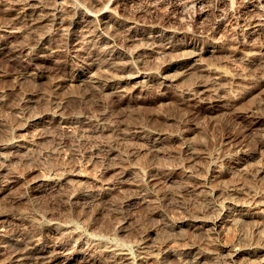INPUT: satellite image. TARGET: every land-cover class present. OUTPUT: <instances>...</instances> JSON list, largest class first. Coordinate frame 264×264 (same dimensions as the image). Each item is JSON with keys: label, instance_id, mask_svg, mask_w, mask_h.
Wrapping results in <instances>:
<instances>
[{"label": "rangeland", "instance_id": "374dc122", "mask_svg": "<svg viewBox=\"0 0 264 264\" xmlns=\"http://www.w3.org/2000/svg\"><path fill=\"white\" fill-rule=\"evenodd\" d=\"M12 1L13 0H0V4L3 5H0V13L3 12V10H8L6 9L8 8L6 7L7 5L9 6L12 4L11 6L13 8L9 6L10 10L22 7L20 4L23 3V0H14L17 2L16 4ZM85 1L87 2L88 0ZM91 1L89 0L87 3ZM203 1V7L195 8L196 10L194 8V10L189 9L185 11L183 16L185 19L183 24L188 28L190 27L189 32L191 35H189V38L195 41L200 40L198 42L202 45V37L209 36L210 38L214 37V39H218L217 37L222 33H233L235 36L239 33V35H241L242 29L238 26V19H244L245 15L239 14L238 16L237 14L234 15L236 16L234 18V16L225 14L226 12L222 10L219 0ZM62 2L63 4L66 3L65 6L67 7H65V9H68V2L66 0ZM129 4L125 6L124 15L126 13L127 16H129L127 18L130 20V17H132L131 21L137 18L135 22L141 21V24H144V21H155L167 24L169 22L176 23L180 17L177 6L170 3L165 4L157 12H149L145 0H134ZM200 8L207 12L205 18L198 17L201 11ZM156 15L158 21L156 20ZM23 19L18 20V25L16 24L18 30L17 34H20V37L16 35L15 39L0 36V38L3 37L0 39V152L8 154L11 151V153H13L9 154L8 157L6 155L7 158L5 154L0 153V160H2L0 161V171L2 170V172L5 173L2 174V172H0V215L6 214L9 210L7 215L12 216L13 219H17L18 216L15 214L14 209L17 208V212L20 210L24 212L25 208H27V211L25 210L26 215L30 216V218H36V216H42L43 209L45 208L44 214L48 213L47 216L49 217L54 214V217H52L53 222L59 221L56 220L58 216H63L62 219L65 217L68 219V216L69 219L75 220L80 225L81 234L83 236L105 235V237L111 241L122 243L135 255H138L142 251V249L139 250L137 247L143 246L144 252L150 255L143 261L136 258L137 261L135 264H213L215 262L225 264L227 262V264H230L235 252L264 247V66L261 65L264 63L263 61H256V64L253 63L249 66V64L243 62L238 56V58L234 56L230 51L223 50L218 55L219 58H214V63L213 61L211 62L214 64V67L218 66L217 68L220 71L231 77L229 82H223L224 85H218L220 88H226L227 91L224 89L223 94V92L218 90L220 88L217 85H213L216 86V88L211 86L213 91H217V96L219 93L220 96L218 99L220 98V100L217 99L219 102L217 100L208 102L205 98H200L199 95H197L198 93H195L193 95L194 97L192 96L189 99L184 96V94L187 89L196 87L197 81H200L198 79L199 73L196 74V72H191L193 75L191 76V74H188V78L187 76L183 78L181 74H176L179 73V71L175 68L170 70V68L175 61H178L179 58L181 59L182 56L179 55L180 53L174 52L176 55L173 54L168 56L170 59H167V56L166 58L163 57L165 53L160 45L150 42V44L153 45L152 48H150L151 51L147 52V54L145 53L146 55L141 53L138 54V56L134 55V58L131 59L126 58L125 55L122 54V59L120 61L129 62V59H131L135 65V68L133 67L135 72H143L146 69L148 72L151 71L162 74L169 69L170 74L176 75L177 80L184 79V81L179 82V80L178 84H181L172 87L171 85L170 87L168 85L165 87V85L154 82L149 89L142 91L130 88L132 91L130 92L131 95L127 92L128 90L120 95H115L114 93L112 95V91L104 89H100L101 91L99 93L98 88L91 90V87H89L87 83L80 80L84 78H80V75L75 72L74 68L77 67L78 61L73 55H70L71 50L69 51V49H71V46L63 35L64 32L62 29L60 30V26L50 21V23L45 22L43 24H38L39 26H37L41 27L38 28L35 24L31 23L30 19ZM0 25H2V23H0ZM19 26L21 28L18 29ZM35 27H37V29ZM19 30L21 31L19 32ZM60 31L63 32V34ZM121 32L122 33L118 31L116 35L119 42L122 41V43L125 44L128 41L127 45L129 43L133 44L129 37L126 38V33L124 35V32ZM138 37L139 36H136V38ZM4 38L8 41H5ZM259 38L260 37L254 39H257L255 44L260 41V44H257L258 46L264 42L262 41L264 40L263 38ZM142 42L143 44L145 43V41L140 40L137 44L140 45ZM131 44L128 46L132 47ZM10 46L12 47L10 48ZM1 48L3 50H1ZM10 49H13V52ZM86 52L87 53H84L85 57H90L91 49ZM118 52L124 53L122 50H118ZM30 56H33L32 59L35 57V59L32 60L29 58ZM174 56H177L178 59L176 57V59L172 61V59L175 58ZM139 59H143V61H141L142 63L136 62L140 61ZM144 65L147 66L145 67ZM148 66H151L150 68H153V70ZM261 66H263V68ZM142 67L143 69L141 70ZM101 69L103 70V68ZM108 70L111 71L112 75L116 72L117 74L115 73L114 76H119L121 73L116 69L112 70L108 68ZM108 70H106L105 67L103 72ZM134 70H126L125 73H121V76L131 74ZM27 73H37L44 78L40 80L41 83L35 81L37 85H34V80L28 79L29 82L26 80L27 77L24 75ZM202 77L204 76L202 75ZM190 78H192L194 83ZM242 78H246V80H244L245 82L243 81L246 84L242 82ZM196 79L198 80L196 81ZM261 79H263V81H261ZM186 80H190L187 81V83L189 82V85H193H190L191 87L188 86V84L185 83ZM80 82L82 84H80ZM78 83L79 85H77ZM222 85L224 87H222ZM85 86L88 88L86 89ZM181 86L182 88L184 87V90L179 88ZM249 90L256 91H252V94ZM228 94L231 98H229ZM118 96L120 97L118 98ZM234 96L239 102L233 99ZM52 97L53 99H51ZM253 97L256 100L253 99ZM225 100L227 101L225 102ZM258 101L261 102L259 106ZM201 102L202 104H200ZM56 103L58 105H56ZM220 103H223V106ZM47 104L50 105V107H47ZM43 106H46V108H43ZM58 106L63 107L59 109H61L62 117L65 119H61L62 121L60 119L52 121L50 117L51 112H56ZM259 107L263 112L257 109ZM45 109L50 112H47ZM259 110L261 112H259ZM251 113L253 115H251ZM254 113L258 115H254ZM130 114L132 116H130ZM36 116L40 117L44 122L40 125L34 124L37 119H40ZM46 118L49 119L47 126L45 122L47 121ZM37 126L42 127L40 128ZM4 129H6V131ZM7 130H9L8 132L10 133H8ZM5 136L10 137V140L16 138L17 141H20L19 143H22V145H19V150H17L18 148H9L8 150L3 148L5 147L3 144L9 142V138L7 137L8 139H6ZM171 137L175 138H172V142L168 143L170 141H168V138L171 139ZM5 139L7 141H4ZM163 142H166V144ZM158 146L160 151L157 150ZM12 150L19 154L15 156ZM2 155L4 156L1 157ZM247 163H249V165ZM3 166H5L6 169ZM238 167L240 169H237ZM156 168H158L157 170H160L161 173L158 172ZM159 168L165 169V172L161 171L162 169ZM75 170H80V172L88 177L86 178L87 182L85 180V183L81 182L83 186L81 184L79 185L81 189L79 192V186L73 185L75 188L78 186L76 188L78 193H82V195L81 193H77L76 195L77 199L81 202L76 200V202L81 204L78 205V203H76L75 206H78L77 208L69 204L66 198L67 194H69L73 188L71 186L72 184L59 185L43 193H35V190L32 189L31 183L35 182L34 180L41 176L51 175V177H53L56 176V174L59 175L62 173L61 175H63L64 172L65 174H67V172L68 174L71 172L77 173L74 172ZM137 170L138 173L134 174ZM218 170L220 173L218 174L219 176L217 175ZM120 172L123 173L121 174ZM188 172H192L193 176L199 178L200 181H195V184L194 180L196 179L192 180L188 178ZM222 172H224V174ZM228 172L230 175L226 174ZM232 172L235 173L233 174ZM166 173L168 174L166 175ZM123 174L125 175L124 177ZM129 174H132L130 178ZM102 175H104L107 180L110 178L109 181L112 179L111 182L114 186H112V190L109 191L112 195L108 194L104 198L102 197L100 199L101 202H97V206L95 202L85 195L88 193L89 195H93L97 192L94 191L97 187L93 179ZM178 175H180L182 180ZM134 176H136V178ZM203 176L206 178H203ZM17 177H20L19 182L16 181ZM116 177H118V181L121 180L120 183H123V180H125V184H120ZM139 178L143 184L140 182ZM215 178L219 179L217 180ZM13 179H15V181ZM142 179L144 181H142ZM129 181H134V185ZM21 182H24V184H21ZM88 182L89 184H87ZM137 182L141 183L142 186ZM136 183L137 186L135 185ZM83 187H86L88 190ZM208 197L210 199L207 200ZM45 199L47 201H45ZM33 204L35 207L38 206L37 209H33ZM39 206L43 207H40L42 210L39 209ZM72 206H74V208ZM226 207H228V209ZM75 208L79 210L77 211ZM83 208L84 210H82ZM32 213L35 216L32 215ZM238 219L243 223H240L241 221H238ZM207 221L209 222L206 223ZM234 221L238 223L235 224ZM216 222L218 226L221 222L219 228L212 226L213 223ZM220 227L221 230H219ZM12 228L15 230H24L23 228H25V232L27 231L26 229H28L27 233L29 232V234L37 230V228L31 225L21 227L16 220L12 222ZM259 238H261V240ZM102 248L105 249L104 247L95 248L94 253L92 250V252L86 254L83 259L79 258L76 261L77 263L74 262L73 264H109L108 253H106L107 250H102ZM89 255L92 256L89 257ZM211 256L214 257L211 258ZM107 258L108 263L106 261ZM214 258H217V260L215 261ZM212 259H214V261ZM13 263L30 264L31 262L25 263V261H22L18 263L14 262V260L6 262V264ZM31 264L36 263L32 262Z\"/></svg>", "mask_w": 264, "mask_h": 264}, {"label": "bare ground", "instance_id": "6f19581e", "mask_svg": "<svg viewBox=\"0 0 264 264\" xmlns=\"http://www.w3.org/2000/svg\"><path fill=\"white\" fill-rule=\"evenodd\" d=\"M17 1V0H16ZM62 1L65 0H23V3L20 4L22 5V7H17L16 9L10 10L9 6L11 5H7L6 9L8 10H3V12L0 13V23H2V25H0V36H6L8 38H15L16 35H18V30H17V22L20 19L26 18V19H30L31 23L35 24L36 26L38 24H43L45 22H54L55 25L60 26V30L62 29L61 32L67 39V42H69L68 44L71 46V49H69V51L71 50V54L73 55L74 58H76V60L78 61L77 67L74 68L75 72L77 74L80 75V78H84L83 80L80 79L82 82L87 83L89 85V87H91V90L94 88H98L99 89V93H100V89H104V90H110L112 91V95L113 93L116 95H120L121 93L127 92L130 94V92H132L130 90H147L149 89L150 86H152L151 84L156 82L159 83L161 85H165V87H167V85L170 87L172 86H179L178 81L176 79V75L174 76V74H170V70H172V68H175L179 71V73L176 74H181V77L183 76V78L185 76H187L188 74H191V72H196V74L199 73V77L198 79L200 81H197L198 79H196L197 81V85L195 88H189L188 86H192L193 84H188L187 81H192V78H190V80H186L185 83L188 84V88L189 89H185L186 92L184 94V96L188 97L189 99L196 93H198L197 95H199L200 98H205L206 100L209 101H216L218 99V97L220 96L218 93L217 96V91H213L211 89V86L213 85H221L223 84V82H229L230 81V76H228L227 74H225L224 72L220 71L217 67H214V58H217L218 55L223 51H230L234 56H238L240 59L243 60V62H245L246 64H249V66L251 64H256V61H263L264 62V42L261 45H257L258 43L260 44V41L255 44L254 40L255 38H263L264 39V1L263 0H219L220 1V5L222 6V10H225V14L227 15H237L239 16V14H243L245 15V18H240L238 19L239 21V25L240 28L242 29V33L241 35L236 34V36L233 33H228V34H224L222 33L221 37H217L218 39H214L208 37H202L203 40V44L201 45L197 40L195 41L192 38H189L190 32H189V28L183 24V22H185L184 20V14L185 11H188L189 9H195V8H199V7H203L204 6V1L203 0H145L147 2V6H148V11L152 12V11H159L165 4H172V5H176L177 9L179 10V14L180 17L178 18L176 23L173 22H169L167 23H162V22H155V21H148L145 22L144 24H141L140 22H135L137 20L131 21V20L127 17V14L125 13L124 15V11H125V6L128 5L129 3L133 2L134 0H89L86 2L85 0H66L68 3V9H65L66 3L63 4ZM7 2V1H6ZM13 3L15 2L14 0L12 1ZM211 2V1H210ZM17 2H15L16 4ZM207 3V2H206ZM19 4V2H18ZM1 5V4H0ZM14 5V4H13ZM131 5V4H129ZM3 6V5H1ZM145 6V5H144ZM168 6V5H167ZM206 6V5H205ZM12 7V6H11ZM13 8V7H12ZM128 8V7H127ZM146 8V7H145ZM166 8V7H165ZM205 8V7H204ZM1 9V8H0ZM5 9V8H4ZM193 9V10H194ZM141 10V9H139ZM196 10V9H195ZM199 10V9H198ZM201 10V11H200ZM200 12L198 14L199 18L202 17H206L207 16V12L203 11L200 8ZM127 11V10H126ZM129 11V10H128ZM137 11V10H136ZM163 11V10H162ZM174 11V10H173ZM212 12V11H211ZM130 13V12H129ZM198 13V12H197ZM223 13V12H222ZM135 15V14H133ZM158 15V14H157ZM157 15H156V20H157ZM173 15V14H172ZM225 15V16H227ZM178 16V15H177ZM242 16V15H240ZM145 17V16H144ZM162 17V16H161ZM175 17V16H174ZM236 16H234L235 18ZM153 18V17H152ZM203 18V19H204ZM159 19V17H158ZM161 19V18H160ZM176 19V18H175ZM188 19V18H187ZM186 19V20H187ZM227 19V18H226ZM24 20V19H23ZM139 20V18H138ZM150 20V19H149ZM200 20V19H199ZM202 20V19H201ZM225 20V19H224ZM29 21V20H28ZM158 21V20H157ZM161 21V20H160ZM175 21V20H172ZM24 23V21H23ZM26 23V22H25ZM30 23V24H31ZM22 24V23H21ZM19 24V25H21ZM32 24V25H33ZM47 24V23H46ZM223 24V23H222ZM18 25V24H17ZM24 25V24H23ZM29 25V23H28ZM33 25V26H35ZM39 26V25H38ZM37 26V27H38ZM46 26V25H44ZM30 27V25H29ZM32 27V26H31ZM37 27H35L37 29ZM223 27V26H222ZM227 27V26H226ZM21 28L20 26L18 27V29ZM34 28V27H32ZM41 28V27H38ZM188 28V29H187ZM219 28V27H218ZM26 29V28H25ZM30 29V28H29ZM35 29V30H36ZM228 29V28H227ZM227 29H224L225 31H228ZM28 30V29H27ZM31 30V29H30ZM34 30V29H33ZM43 30V29H42ZM47 30V29H46ZM223 30V31H224ZM233 30V29H232ZM231 30V31H232ZM236 30V29H235ZM239 30V29H238ZM21 30H19L20 32ZM49 31V30H48ZM59 31V30H58ZM120 31V33H122L121 31L124 32V35L126 33V38L129 37L130 40H132V43H129L132 45L128 46L127 45V39L125 38V40L127 41L125 44L121 42H119L118 37H116L117 32ZM214 31V30H213ZM212 31V32H213ZM222 31V29H221ZM25 32V31H24ZM215 32V31H214ZM218 32V31H217ZM236 32V31H235ZM45 33V32H44ZM48 33V32H47ZM138 34V35H136ZM199 34V33H198ZM197 34V35H198ZM211 34V33H209ZM216 34V32H215ZM219 34V33H217ZM20 35V34H19ZM18 35V36H19ZM22 35V34H21ZM62 35V36H63ZM47 36V35H46ZM61 36V35H60ZM63 36V37H64ZM136 36H139L138 38H136ZM195 36V35H194ZM203 36V35H202ZM217 36V35H216ZM20 37V36H19ZM125 37V36H124ZM212 37V36H211ZM3 38V37H1ZM0 38V39H1ZM59 38V37H57ZM198 38V37H197ZM259 38V39H260ZM16 39V38H15ZM18 39V38H17ZM5 40V38H4ZM7 40V39H6ZM5 40V41H6ZM14 40V39H13ZM41 40V39H40ZM43 40V39H42ZM51 40V39H50ZM59 40V39H58ZM145 41V43L138 45V41ZM262 40V39H261ZM8 41V40H7ZM264 41V40H262ZM53 42V41H51ZM150 42H154L156 45H160L161 49L163 50V52L165 53L163 55V57L167 59L168 56L171 55H176L174 52H179L181 55V59L179 58L178 61H175L171 66L170 70H166L164 71V73L162 74H157L155 72H148L146 69L143 72H135L134 70V63L131 61L132 58H134V55L141 54V53H146L150 52L152 48V45L150 44ZM10 43V42H9ZM4 44V43H3ZM8 44V43H7ZM49 44V43H48ZM154 44V45H155ZM9 45V44H8ZM13 45V44H11ZM155 45V46H156ZM50 46V45H49ZM6 47V46H5ZM8 47V46H7ZM12 46H10L11 48ZM47 47V46H46ZM158 47V46H157ZM3 48V46H2ZM1 48V50H3ZM17 48V47H16ZM155 48V47H154ZM159 48V47H158ZM157 48V49H158ZM91 49V56L90 57H85L84 53H87L86 51ZM11 50V49H10ZM9 50V51H10ZM13 50V49H12ZM11 50V51H12ZM18 50V49H17ZM118 50H122L124 53H120L118 52ZM153 50V49H152ZM161 50V51H162ZM7 51V49H6ZM8 51V52H9ZM50 51V50H49ZM59 51V50H58ZM157 51V50H156ZM13 52V51H12ZM225 52V51H224ZM29 53V52H28ZM34 53V52H33ZM55 53V52H54ZM57 53V52H56ZM62 53V52H60ZM153 53V52H152ZM161 53V52H160ZM227 53V52H226ZM59 54V53H58ZM84 56H83V55ZM89 54V55H90ZM125 55L126 58H131L129 59V62H123L120 61L121 55ZM145 54V55H146ZM150 54V53H149ZM158 54V53H157ZM162 54V53H161ZM160 54V56H161ZM229 54V53H228ZM29 55V54H27ZM83 57H82V56ZM144 55V56H145ZM159 55V54H158ZM178 55V54H177ZM178 55V56H179ZM42 56V55H41ZM223 56V55H222ZM220 56V57H222ZM226 56V55H225ZM232 56V55H230ZM33 57V56H32ZM32 57L30 56L29 58L32 59ZM123 57V56H122ZM162 57V56H161ZM162 57V58H163ZM175 57V56H174ZM177 57V56H176ZM176 57L173 60L176 59ZM224 57V56H223ZM237 57V58H238ZM139 58V57H138ZM142 58V56H141ZM219 58V57H218ZM30 59V60H31ZM35 57L32 59L34 60ZM137 59V58H136ZM145 59V58H144ZM148 59V58H147ZM146 59V60H147ZM178 59V57H177ZM225 59V58H224ZM138 60V59H137ZM140 60V59H139ZM128 61V60H127ZM143 61V59H141L140 61H136L137 63ZM170 61V60H169ZM171 61V62H172ZM213 61V63L211 62ZM34 62V61H33ZM262 62V63H263ZM142 63V62H141ZM145 63V62H144ZM143 63V64H144ZM216 63V62H215ZM258 63V62H257ZM147 64V63H146ZM261 64V63H259ZM138 65V64H137ZM142 65V64H141ZM151 65V64H150ZM258 65V64H257ZM264 66V63L261 64ZM29 66V65H28ZM76 66V65H75ZM145 66V65H144ZM147 66V65H146ZM145 66V67H146ZM165 66V65H164ZM169 66V65H167ZM248 66V65H247ZM248 66V67H249ZM253 66V65H252ZM251 66V67H252ZM263 66H261L263 68ZM106 67V70H108V68L116 69L119 70L121 73H125V71H129V70H134V72H132L131 74L128 75H124L121 76L122 74L120 73V75L118 76H114L115 73L112 75L111 71H105L103 72L104 68ZM134 67V68H133ZM149 68L151 66H148ZM147 67V68H148ZM170 67V66H169ZM103 68V70L101 69ZM148 68V69H149ZM129 69V70H128ZM139 69V68H138ZM143 69V67L141 68V70ZM151 69V68H150ZM165 69V68H164ZM153 70V68L151 69ZM176 70V72H177ZM110 71V73H109ZM175 71V70H174ZM128 73V72H126ZM161 73V72H160ZM200 73H201V77L202 75L204 77H200ZM264 73V72H263ZM117 74V73H116ZM193 74H191L192 76ZM25 77H27L26 80L30 79V80H34V85H37L35 83V81H39L41 83L40 80H42L44 77L38 75L37 73H27L26 75H24ZM23 76V77H24ZM190 76V77H191ZM235 76V75H234ZM178 77V76H177ZM189 76H187L188 78ZM24 79V78H23ZM76 79V78H75ZM74 79V80H75ZM195 79V78H194ZM202 79V80H201ZM204 79V80H203ZM250 79V78H249ZM73 80V81H74ZM241 80V79H240ZM246 80V78H242V82ZM31 81V82H32ZM184 81V79L180 80L179 82ZM233 81V80H232ZM239 81V80H238ZM237 81V82H238ZM261 81H263V79H261ZM29 82V80H28ZM193 82V81H192ZM191 82V83H192ZM234 82V81H233ZM245 82V81H244ZM243 82V83H244ZM248 82V81H247ZM83 83V84H84ZM184 83V82H183ZM182 83V85H183ZM184 83V84H185ZM194 83V82H193ZM196 83V82H195ZM254 83V82H253ZM32 84V83H30ZM76 84V83H75ZM80 84H82L80 82ZM158 84V85H159ZM185 84V85H187ZM226 84V83H225ZM246 84V83H244ZM256 84V83H255ZM79 85V83L77 84ZM156 85V84H155ZM160 85V86H161ZM224 85V84H223ZM222 85V87H224ZM248 85V84H247ZM250 85V84H249ZM258 85V84H257ZM264 85V84H263ZM60 86V85H59ZM58 86V87H59ZM81 86V85H80ZM190 86V87H191ZM227 86V85H226ZM256 86V85H255ZM262 86V85H259ZM82 87V86H81ZM86 87V86H85ZM93 87V88H92ZM168 87V88H169ZM185 87V88H187ZM216 88V86H213ZM212 87V88H213ZM219 87V86H218ZM217 87V88H218ZM254 87V86H253ZM257 87V86H256ZM88 87H86L87 89ZM154 88V87H153ZM156 88V86H155ZM161 88V87H160ZM177 88V87H175ZM179 88H182L179 87ZM184 88V87H183ZM182 88V89H183ZM214 88V90H215ZM220 88V87H219ZM259 88V87H258ZM56 89V88H55ZM178 89V88H177ZM224 89L227 91L226 88H220L218 90H220L221 92L224 91ZM245 89V88H244ZM262 89V88H261ZM130 90V91H129ZM152 90V89H151ZM157 90V89H156ZM184 90V89H183ZM217 90V89H216ZM264 90V88H263ZM138 91V90H137ZM218 91V92H220ZM225 91V92H226ZM242 91V90H241ZM247 91V90H246ZM251 91V90H249ZM252 91H256V90H252ZM251 91V93H252ZM97 92V91H96ZM184 92V91H182ZM220 92V94H222ZM102 93V92H101ZM104 93V91H103ZM110 93V92H109ZM216 93V94H215ZM249 93V92H248ZM111 94V93H110ZM224 94V92H223ZM234 94V93H233ZM247 94V93H246ZM253 94V93H252ZM256 94V93H255ZM125 95V94H122ZM121 95V97H122ZM127 95V93H126ZM131 95V94H130ZM180 95V94H178ZM182 95V94H181ZM229 95V94H228ZM241 95V94H240ZM243 95V94H242ZM225 96V95H223ZM233 96V95H231ZM244 96V95H243ZM254 96V95H252ZM256 96V95H255ZM120 96H118L119 98ZM125 97V96H124ZM194 97V96H193ZM238 97V95H237ZM248 97V96H247ZM55 98V97H54ZM141 98V96H140ZM177 98V97H176ZM183 98V97H182ZM187 98V99H188ZM223 98V97H222ZM226 98V97H225ZM224 98V99H225ZM229 98L230 95H229ZM241 98V97H240ZM246 98V97H245ZM259 98V97H258ZM53 99V97L51 98ZM186 99V100H187ZM197 99V98H196ZM235 101H238L237 98L234 96L233 98ZM252 99V98H251ZM253 99H255L253 97ZM56 100V99H54ZM220 100V98L218 99ZM217 100V101H218ZM231 100V99H230ZM256 100V99H255ZM264 100V99H263ZM52 101V100H51ZM202 101V99H201ZM227 100H225L226 102ZM241 101V99H240ZM261 101V100H260ZM260 101L258 106L260 105ZM53 102V101H52ZM57 102V101H56ZM62 102V101H61ZM59 102V103H61ZM181 102V101H180ZM203 102V101H202ZM202 102L200 104H202ZM210 102V103H211ZM219 102V101H218ZM222 102V101H221ZM223 102V103H225ZM239 102V101H238ZM46 103V102H45ZM44 103V105H45ZM55 103V102H54ZM126 103V102H125ZM183 103V102H182ZM204 103V102H203ZM217 103V102H216ZM223 103L221 104L223 106ZM228 103V102H227ZM253 103V102H252ZM257 103V102H256ZM264 103V102H263ZM31 104V103H30ZM50 104V103H49ZM213 104V103H212ZM226 104V103H225ZM254 104V103H253ZM252 104V106H253ZM29 105V104H28ZM48 105V104H47ZM52 105V103H51ZM56 105H58L56 103ZM61 105V104H59ZM63 105V104H62ZM214 105V104H213ZM218 105V104H217ZM262 105V104H261ZM55 106V105H54ZM65 106V104H64ZM219 106V105H218ZM217 106V107H218ZM255 106V105H254ZM264 106V104H263ZM33 107V106H31ZM42 107V106H41ZM46 108V106H43V108ZM47 107H50V105H48ZM56 107V106H55ZM61 107V106H60ZM58 106L57 111L55 109L56 112L52 113L51 112V120L52 121H56L57 119H65L62 117L61 114V109L63 107H61V109ZM196 107V106H195ZM212 107V106H211ZM220 107V106H219ZM262 107V106H260ZM257 108V109H260ZM221 108V107H220ZM214 109V107H213ZM251 109V108H250ZM255 109V108H254ZM47 111V109H45ZM49 110V109H48ZM64 110V109H63ZM262 112L264 110L260 109ZM259 110V112H261ZM252 111V110H251ZM257 111V110H256ZM50 112V111H47ZM247 113V112H246ZM258 113V111H257ZM257 113H254V115H258ZM64 114V112H63ZM133 114V113H132ZM250 114V113H249ZM262 114V113H261ZM46 115V113H45ZM251 115H253L251 113ZM248 115V116H251ZM263 115V114H262ZM130 116H132L130 114ZM196 116V115H195ZM244 116V115H243ZM37 117V116H36ZM40 118V117H37ZM135 118V117H134ZM190 118V117H189ZM194 118V117H193ZM245 118V117H244ZM259 118V117H258ZM47 119V118H46ZM49 119H47L46 122V126L48 125ZM59 121V120H58ZM62 121V120H61ZM64 121V120H63ZM66 121V120H65ZM140 121V120H139ZM35 122V121H34ZM44 121H42V119H37L36 122L34 124L36 125H40L41 123H43ZM132 122V120H131ZM33 123V122H32ZM50 123V122H49ZM136 123V122H135ZM140 123V122H139ZM45 124V123H44ZM51 124V123H50ZM35 125V126H36ZM87 125V124H86ZM45 126V125H43ZM137 126V125H136ZM145 126V125H144ZM40 127V126H37ZM42 127V126H41ZM40 127V128H41ZM138 127V126H137ZM136 127V128H137ZM36 128V127H35ZM6 131V129H4ZM42 130V129H41ZM139 130V129H138ZM137 130V131H138ZM9 130H7L8 132ZM140 131V130H139ZM147 131V130H146ZM163 131V130H162ZM136 132V130H135ZM10 133V132H8ZM147 133V132H144ZM143 133V134H144ZM12 134V133H11ZM141 134V133H139ZM153 134V133H152ZM163 134V133H162ZM5 135V134H4ZM7 135V134H6ZM134 135V134H133ZM12 136V135H10ZM135 136V135H134ZM141 136V135H139ZM146 136V135H144ZM164 136V134H163ZM180 136V135H179ZM6 137V136H5ZM8 137V136H7ZM6 139L9 138V142L3 145H5V149H16L19 150L20 146L22 145V143L20 144V141H17L16 138H14L13 140H10V137H8ZM143 137V136H142ZM141 137V138H142ZM159 137V136H157ZM2 138V137H1ZM137 138V137H136ZM139 138V137H138ZM140 138V139H141ZM152 138V137H151ZM172 138L175 137H171L168 138V143L172 142ZM4 141H7V140ZM12 139V137H11ZM44 139V138H43ZM144 139V138H143ZM147 139V138H146ZM150 139V138H149ZM162 139V137H161ZM167 139V138H166ZM20 140V139H19ZM153 140V139H152ZM165 140V139H164ZM182 140V139H181ZM180 140V141H181ZM193 140V139H192ZM3 141V142H4ZM24 141V140H23ZM146 141V140H145ZM144 141V142H145ZM148 141V140H147ZM155 141V140H154ZM166 141V140H165ZM174 141V140H173ZM188 142V140H186ZM143 142V143H144ZM152 142V141H151ZM194 142V141H193ZM264 142V140H263ZM1 143V141H0ZM19 143V144H18ZM27 143V142H26ZM155 143V142H154ZM159 143V142H158ZM162 143V142H161ZM164 143V142H163ZM190 143V142H188ZM166 144V142L164 143ZM1 145V144H0ZM25 145V144H24ZM23 145V146H24ZM145 145V144H144ZM148 145V144H146ZM153 145V144H152ZM162 145V144H161ZM169 145V144H168ZM27 146V145H26ZM149 146V145H148ZM151 146V145H150ZM154 146V145H153ZM165 146V145H163ZM264 146V145H263ZM22 147V146H21ZM144 147V146H143ZM152 147V146H151ZM1 148V147H0ZM30 148V147H29ZM141 148V147H140ZM148 148V147H147ZM150 148V147H149ZM154 148V147H152ZM159 146L157 147V150ZM161 148V147H160ZM24 149V148H23ZM27 149V147H26ZM156 149V147H155ZM5 151V150H4ZM13 151V150H12ZM160 151V150H159ZM7 152V151H6ZM14 152V151H13ZM21 152V151H20ZM136 152V151H135ZM1 153V152H0ZM5 157L9 154H13L11 153H4ZM1 153V154H2ZM27 153V152H26ZM0 154V155H1ZM19 154V153H15ZM24 154V153H23ZM138 154V153H137ZM163 154V153H162ZM4 155H2L1 157H3ZM24 156V155H23ZM246 156V155H245ZM249 156V155H248ZM6 157V158H7ZM13 157V156H12ZM10 157V158H12ZM5 158V159H6ZM4 159V160H5ZM244 159V158H243ZM165 160V159H164ZM2 161V160H0ZM147 161V160H146ZM186 161V160H185ZM247 161V160H246ZM249 161V159H248ZM4 162V161H3ZM146 163V162H145ZM151 163V162H150ZM159 163V162H158ZM238 163V162H237ZM245 163V162H244ZM250 163V162H249ZM249 163H247L249 165ZM1 164V163H0ZM251 164V163H250ZM144 165V164H143ZM150 165V164H148ZM152 165V164H151ZM166 165V164H165ZM245 165V164H244ZM140 166V165H139ZM246 166V165H245ZM244 166V167H245ZM5 167V166H3ZM143 167V166H141ZM150 167V166H149ZM161 167V166H160ZM179 167V166H178ZM177 167V168H178ZM235 167V166H234ZM233 167V168H234ZM243 167V166H242ZM241 167V168H242ZM1 169V168H0ZM3 169V168H2ZM6 169V167H5ZM8 169V168H7ZM124 169V168H123ZM158 168H156L157 170ZM162 169L161 171H164L163 168H159ZM218 169V168H217ZM237 169H240L239 167ZM236 169V170H237ZM106 170V169H105ZM131 170V169H130ZM133 170V169H132ZM189 170V169H188ZM233 170V169H231ZM235 170V169H234ZM124 171V170H123ZM128 171V170H127ZM158 171V170H157ZM172 171V170H171ZM222 171V170H220ZM2 172V170L0 171ZM59 172V171H58ZM67 172V171H66ZM71 172V171H70ZM77 173H69L67 172V174L61 175V174H56V176L51 177L50 176H41L38 179L34 180L35 182L31 183V186L33 187L32 189L35 190V193H43V192H47L48 190L50 191L51 188L59 186V185H66V184H72L71 186L73 187L71 192L69 194H67V200L68 203L71 205H74L78 202H76L77 199V193L81 190L80 189V184L83 186V183H85L86 178H88L87 176H85L82 172L79 171H74ZM107 172V171H106ZM125 172V171H124ZM134 172V170H133ZM136 172V171H135ZM160 172V170L158 171ZM165 172V171H164ZM163 172V175H164ZM167 172V171H166ZM227 172V171H226ZM9 173V172H8ZM121 173V172H120ZM123 173V172H122ZM121 173V174H122ZM138 170L136 173L137 174ZM161 173V172H160ZM171 173V172H170ZM169 173V175H170ZM186 173V172H185ZM196 173V172H195ZM217 173V172H216ZM224 174V172H222ZM233 173V172H232ZM235 173V172H234ZM233 173V174H234ZM1 174V173H0ZM2 174H5L2 172ZM133 174V175H134ZM168 173H166L167 175ZM178 174V173H177ZM175 174V175H177ZM220 174L219 170L217 175ZM228 175V173H226ZM8 175V174H7ZM105 175V174H104ZM104 175L93 179L94 184L97 188L94 189L95 192L93 195H89L86 194L85 196L87 198H90L93 202H95V204H97V202H101V198L105 197L106 195L110 194L109 191L112 190V186H114L112 184V179L111 181L110 178L109 180H107ZM120 175V174H119ZM132 174H129V178ZM143 175V174H142ZM197 175V174H195ZM4 176V175H2ZM1 176V177H2ZM10 176V175H9ZM20 176V175H19ZM121 176V175H120ZM125 175L123 174V177ZM128 176V175H127ZM126 176V177H127ZM158 176V175H156ZM161 176V175H160ZM165 176V175H164ZM180 178V175H178ZM177 176V177H178ZM182 176V175H181ZM219 176V175H218ZM223 176V175H222ZM5 177V176H4ZM119 177V176H118ZM118 177L117 181H118ZM122 177V178H123ZM136 178V176H134ZM171 177V176H170ZM176 177V176H174ZM186 177V176H185ZM187 177L190 179H196L195 181H200L199 178H197L196 176H193L192 172H188ZM199 177V176H198ZM202 177V176H201ZM216 177V176H215ZM224 177V176H223ZM230 177V176H229ZM121 178V177H120ZM158 178V177H157ZM168 178V177H167ZM187 178V179H188ZM203 178H206L203 176ZM125 179V178H123ZM140 179V178H139ZM160 179V178H159ZM162 179V177H161ZM178 179V178H177ZM181 179V178H180ZM189 179V180H190ZM217 179V178H215ZM219 179V178H218ZM217 179V180H218ZM15 181V179H13ZM26 180V178H25ZM85 180V181H84ZM116 180V179H115ZM120 180V179H119ZM133 180V179H132ZM131 180V181H132ZM182 180V179H181ZM16 181H20V177L16 178ZM114 181V180H113ZM121 181V180H120ZM120 181H118L120 183ZM125 182V180H123ZM129 181V182H131ZM136 181V179H135ZM138 181V180H137ZM142 181H144L142 179ZM187 181V180H186ZM191 181V180H190ZM203 181V179H202ZM220 181V180H219ZM12 182V181H11ZM27 182V181H26ZM78 182V184H77ZM87 182V181H86ZM116 182V181H115ZM117 182V183H118ZM122 184H125V183ZM141 182V179H140ZM189 182V181H188ZM15 183V182H14ZM24 184V182H21V184ZM91 183V182H90ZM120 183V184H121ZM128 183V181H127ZM134 185V181L131 182ZM140 186L141 183L137 182ZM137 183L135 184L137 186ZM153 183V182H151ZM190 183V182H189ZM192 183V182H191ZM205 183V182H204ZM16 184V183H15ZM14 184V185H15ZM19 184V183H18ZM89 184V182L87 183ZM86 184V185H87ZM116 184V183H115ZM130 184V183H129ZM143 184V183H142ZM150 184V183H149ZM196 184V182H195ZM199 184V183H197ZM201 184V183H200ZM4 185V184H3ZM73 185H78V192L76 191L77 187L75 188V186ZM84 185V186H86ZM117 185V184H116ZM127 185V184H126ZM131 185V184H130ZM145 185V184H144ZM143 185V187H144ZM153 185V184H150ZM30 186V187H31ZM68 186V185H67ZM81 186V187H82ZM91 186V185H90ZM93 186V184H92ZM118 186V185H117ZM125 186V185H124ZM61 187V186H60ZM88 187V186H86ZM85 187V188H86ZM123 187V186H122ZM126 187V186H125ZM123 187V188H125ZM139 187V186H138ZM71 188V187H70ZM84 188V187H83ZM84 188V189H85ZM91 188V187H90ZM89 188V189H90ZM120 188V187H119ZM141 188V187H140ZM9 189V188H8ZM16 189V188H15ZM87 189V188H86ZM93 189V187H92ZM144 189V188H143ZM60 190V189H59ZM88 190V189H87ZM86 190V191H87ZM64 191V190H63ZM85 191V190H84ZM93 191V190H92ZM212 191V190H211ZM89 192V191H88ZM113 192V191H112ZM34 193V192H33ZM81 193V192H80ZM78 193V194H80ZM93 193V192H92ZM204 193V192H203ZM206 193V191H205ZM204 193V194H205ZM65 194V193H64ZM91 194V192H90ZM207 194V193H206ZM205 194V195H206ZM210 194V193H208ZM33 195V194H32ZM82 195V193H81ZM15 196V195H14ZM34 196V195H33ZM207 196V195H206ZM36 197V196H34ZM85 197V198H86ZM109 197V196H108ZM20 198V197H19ZM40 198V197H39ZM84 198V197H83ZM205 198V197H204ZM36 199V198H34ZM57 199V198H56ZM210 199L209 197L207 198V200ZM234 199V198H233ZM32 200V199H31ZM44 200V199H43ZM88 200V199H87ZM103 200V199H102ZM35 201V200H33ZM45 201H47L45 199ZM49 201V200H48ZM79 201V200H78ZM83 201V200H82ZM90 201V200H89ZM43 202V201H42ZM66 202V201H65ZM80 202V201H79ZM88 202V201H86ZM92 202V203H93ZM123 202V201H122ZM126 202V201H125ZM207 202V201H206ZM237 202V201H236ZM235 202V203H236ZM1 203V202H0ZM34 203V202H33ZM37 203V200H36ZM35 203V204H36ZM39 203V201H38ZM81 203V202H80ZM84 203V202H83ZM82 203V204H83ZM30 204V203H29ZM40 204V203H39ZM38 204V205H39ZM44 204V202H43ZM48 204V203H47ZM66 204V203H65ZM86 204V203H85ZM89 204V203H88ZM102 204V203H101ZM124 204V202H123ZM238 204V202H237ZM34 205V204H33ZM41 205V204H40ZM78 205H81L78 203ZM87 205V204H86ZM85 205V206H86ZM94 205V203H93ZM3 206V205H2ZM44 206V205H43ZM46 206V205H45ZM53 206V205H52ZM74 206H72L74 208ZM95 206V205H94ZM98 206V204H97ZM225 206V205H224ZM6 207V206H5ZM12 207V206H11ZM38 206L33 207L37 209ZM42 206H39V209L42 210V208H40ZM76 208L78 206H75ZM84 207V206H83ZM88 207V206H86ZM96 207V206H95ZM230 207V206H229ZM7 208V207H6ZM15 208V207H14ZM11 208V209H14ZM22 208V207H21ZM75 208V209H76ZM92 208V207H91ZM228 209V207H226ZM232 208V206H231ZM19 209V208H18ZM23 209V208H22ZM29 209V208H28ZM31 209V208H30ZM45 209V208H44ZM42 212V216H36V218L34 217L35 215L32 213V217L34 218H30V216L26 215L25 210L27 211V208H25L24 212L23 211H19L17 212V208L14 209L15 210V214H17L18 218L17 219H13L12 216L4 214V215H0V264H6L7 261H11L14 260V262H22L25 261L26 262H33L36 264H73L74 262L77 261V259L79 258H84V256L90 252L93 253L95 252L94 249L98 248V247H104L106 251V253H108V258H109V264H135V262L137 261L136 258H138V260L143 261L146 258H148V256L150 254H147V252H144V247H137L139 250L142 249L141 253H139L138 255L133 254L130 250H128V248L123 245L122 243H119L116 241H111L108 238L105 237V235H94V236H88L86 237L83 236L81 234V227L80 225L73 219H69V217L67 216L68 219L63 218L60 216L57 217L56 220H59L57 222H53V218L54 214H52L51 217L47 216L48 213L44 214V210ZM48 209V208H47ZM81 209V208H80ZM87 209V208H86ZM226 209V210H227ZM52 210V209H51ZM77 211L79 209H76ZM75 210V212H76ZM84 210V208L82 209ZM81 210V211H82ZM230 210V209H229ZM29 211V210H28ZM33 211V210H32ZM162 211V210H161ZM11 212V211H10ZM51 212V211H49ZM156 212V211H155ZM225 212V211H224ZM4 213V212H3ZM2 213V214H3ZM14 213V212H13ZM27 213H31V212H27ZM36 213V212H34ZM64 213V212H63ZM158 213V212H157ZM1 214V213H0ZM11 214V213H10ZM14 214V215H15ZM223 214V213H222ZM13 215V216H14ZM51 215V214H50ZM61 215V214H60ZM66 216V215H65ZM15 217V216H14ZM75 217V216H74ZM78 219V218H77ZM95 219V218H94ZM209 219V218H207ZM222 219V218H221ZM225 219V218H224ZM19 223V225L21 227H25L27 225H31L34 228H37L36 232L29 234V232L27 233L28 229H26L27 231L25 232V228L22 229H18L15 230L14 228H12V222L15 221ZM87 220V219H86ZM206 220V219H205ZM204 220V221H205ZM240 219H238L239 221ZM55 221V220H54ZM98 221V220H97ZM212 221V220H211ZM210 221V222H211ZM241 221V220H240ZM209 221H207L206 223H208ZM218 222V221H217ZM213 223L212 226L214 227H218L221 226V222L220 225L218 226V223ZM233 222V221H232ZM92 223V222H91ZM235 223V221H234ZM233 223V224H234ZM238 223V222H237ZM235 223V224H237ZM240 223H243L242 221ZM16 225V224H15ZM236 226V225H235ZM242 226V225H241ZM110 227V226H109ZM111 228V227H110ZM32 229V228H31ZM112 229L114 230V228L112 227ZM125 229V228H123ZM111 230V229H110ZM112 230V231H113ZM126 230V229H125ZM218 230V229H217ZM221 230V227L220 229ZM117 231V230H116ZM111 232V231H110ZM123 232V230H122ZM113 233V232H112ZM99 234V233H98ZM159 234V233H157ZM108 236V235H107ZM161 236V234H160ZM159 236V238H160ZM260 236V235H259ZM262 236V235H261ZM115 237V236H114ZM163 237V236H162ZM166 237V236H165ZM249 237V236H248ZM244 239V238H243ZM261 240V238H259ZM258 239V240H259ZM246 240V239H245ZM263 240V238H262ZM146 241V240H145ZM251 241V240H250ZM249 241V242H250ZM258 242V241H257ZM119 243V244H118ZM261 243V242H260ZM137 244V243H136ZM144 245V243H143ZM260 246V245H259ZM143 247V248H142ZM261 247V246H260ZM259 247V248H260ZM102 248V250H105ZM146 249V248H145ZM95 255V254H94ZM92 255H89V257ZM230 256V255H229ZM214 256H211V258ZM108 258L106 259L107 263H108ZM229 258V257H228ZM231 258V256H230ZM81 259V260H82ZM88 259V258H87ZM164 259V258H163ZM163 259H161L162 261H164ZM215 259V258H214ZM214 259H212L214 261ZM86 260V259H85ZM217 260V258L215 259V261ZM228 260V259H227ZM233 260V261H232ZM232 260L230 262V264H264V247L260 248V249H249V250H239L237 252H235V254L232 257ZM241 260V261H240ZM79 261V260H78ZM105 261V262H106ZM219 261V260H218ZM224 261V260H222ZM221 261V262H222ZM230 261V260H229ZM228 261V262H229ZM104 262V263H105ZM139 262V261H138ZM192 262V261H191ZM30 263V264H31ZM77 263V262H76ZM14 264V263H13ZM28 264V263H27ZM192 264V263H191ZM213 264H225V263H220V262H215ZM227 264V262H226Z\"/></svg>", "mask_w": 264, "mask_h": 264}]
</instances>
